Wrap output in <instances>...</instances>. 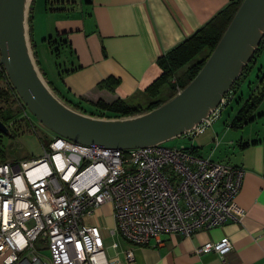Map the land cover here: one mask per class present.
Instances as JSON below:
<instances>
[{"label": "crops", "instance_id": "obj_1", "mask_svg": "<svg viewBox=\"0 0 264 264\" xmlns=\"http://www.w3.org/2000/svg\"><path fill=\"white\" fill-rule=\"evenodd\" d=\"M33 1L29 3L27 40L55 96L80 113L91 115L89 111L96 109L112 118L120 112L111 108L118 101L144 108L154 100L145 89L161 74L158 58L229 2L45 0L42 11L32 10ZM36 3L41 5L39 1ZM55 36H59L60 41L56 46L57 57L48 45V39ZM234 93L236 91H230L225 105L233 98L236 106L231 107L226 116L225 108L222 109L212 126L183 145L194 147L199 155L212 161L245 170L236 197L245 216L241 221L227 220L191 235L163 233L140 246L115 235L112 241L118 242L116 252L122 259L120 251L132 249L133 252V260H123V264H264V98L252 110L244 111L243 103L251 92L238 98ZM171 96L170 86L164 84L156 98L167 100ZM73 104L86 110L75 108ZM177 137L187 139L183 134ZM103 210L112 217L111 205L104 203L87 218L88 222L101 225L99 216ZM223 237L232 245L225 255L196 253L199 245L217 242ZM111 243L108 256L114 255ZM0 264H3L1 257Z\"/></svg>", "mask_w": 264, "mask_h": 264}, {"label": "built area", "instance_id": "obj_2", "mask_svg": "<svg viewBox=\"0 0 264 264\" xmlns=\"http://www.w3.org/2000/svg\"><path fill=\"white\" fill-rule=\"evenodd\" d=\"M230 91L183 135L192 139L212 126ZM42 148L36 157L0 161L3 264L132 261V249L119 256L117 241L108 256L102 226L87 220L104 203L115 219L109 235L139 246L163 233L191 235L227 220L241 221L246 213L236 201L245 170L193 153L187 145L116 149L54 133ZM231 247L223 237L195 251L223 256Z\"/></svg>", "mask_w": 264, "mask_h": 264}, {"label": "water", "instance_id": "obj_3", "mask_svg": "<svg viewBox=\"0 0 264 264\" xmlns=\"http://www.w3.org/2000/svg\"><path fill=\"white\" fill-rule=\"evenodd\" d=\"M264 36V0H242L200 70L158 107L128 118H99L63 103L41 79L30 55L25 0H0V66L30 113L72 141L126 149L180 136L215 108ZM0 119V134H8Z\"/></svg>", "mask_w": 264, "mask_h": 264}, {"label": "trees", "instance_id": "obj_4", "mask_svg": "<svg viewBox=\"0 0 264 264\" xmlns=\"http://www.w3.org/2000/svg\"><path fill=\"white\" fill-rule=\"evenodd\" d=\"M242 0H229V2L221 8L212 18H210L207 22L201 25L195 32L186 37L180 43L175 45L172 49H170L166 54L160 56L157 60L159 67L161 68V74L151 82L145 89V92L151 97L152 100L146 107H137V106H127L123 102L118 101L116 105H113L111 108L115 109L118 112L115 118H120V116H129L134 114H143L146 113L160 104L169 100L172 96L176 94L175 90V82L180 85L181 89L186 86L189 81H191L197 72L200 70L202 65L205 63L207 57L211 53V51L216 46L220 37L222 36L224 30L226 29L228 23L233 17L235 11L239 7ZM30 18V17H29ZM52 39V38H51ZM57 43L59 45L60 41H54L50 39L48 40L50 49H53V53L55 51L56 57L58 56V49L53 47L52 45ZM264 45V36L261 39L260 43L256 47L252 58L249 60L247 64H245L242 68V71L231 87H236L239 80L247 73L250 68V65L253 61H255V57L261 48ZM205 54V56H203ZM186 67L184 70L183 68ZM184 70L182 75L176 76L178 72ZM175 77V79H174ZM255 88L251 89V94L245 100L243 110L250 111L254 108V106L264 98V68H258ZM174 82H173V81ZM3 82V83H2ZM3 84V85H2ZM167 84L174 90L172 96L167 100H161L156 98L160 94V88L162 85ZM257 90L255 93H253ZM8 93H12L16 95L14 88L12 87L3 66H0V101H3ZM18 96V95H17ZM75 108H80L86 110L84 107H80L77 104H73ZM107 108V107H105ZM109 108V107H108ZM110 109V108H109ZM92 116L96 117H105L112 118L111 115L105 113L101 110L92 109L89 111ZM13 118L12 111L8 108L0 107V119L7 125L9 121ZM237 121H240L237 119ZM8 135V134H7ZM11 138H14L15 133H10L8 135ZM191 147V151L193 153L198 154L194 147ZM1 153V150H0ZM199 155V154H198ZM3 161V160H2Z\"/></svg>", "mask_w": 264, "mask_h": 264}, {"label": "rangeland", "instance_id": "obj_5", "mask_svg": "<svg viewBox=\"0 0 264 264\" xmlns=\"http://www.w3.org/2000/svg\"><path fill=\"white\" fill-rule=\"evenodd\" d=\"M37 1H39V4L41 5L38 6V3H36ZM49 3L50 2H48V5ZM45 4H46L45 0H34L32 4V10L35 8L36 10L42 9L43 11L45 9ZM29 10H30V5L28 3L26 7V26H27ZM37 13L39 12L37 11ZM48 36L46 38H48ZM49 39L50 41L51 40L57 41L59 39V36H55L52 39L51 38ZM52 46L56 47L57 43L55 42V44H53ZM29 51L39 76L44 81V83H46L48 88L52 91L51 87L48 84L49 79L46 72L42 67H40L41 69L38 67L32 51L30 49ZM54 55H55V51H54ZM203 56H205V54H203ZM186 67L187 66H185L183 69L185 70ZM258 68H264V45L256 55L255 61L251 63L247 73L239 80L237 86L232 88L231 90L232 92L236 91V93H234L233 96L236 94V98H238L241 94H243L244 96L249 95V92H251V89H253L255 86V82H256L255 77L257 76ZM184 70L182 72H178L176 76L182 75L181 73H183ZM174 85H175V90L178 92V89L179 88L181 89L180 85L178 84V82L177 83L175 82ZM170 89H171V93L173 94L174 90L172 88ZM230 102H231L230 104H227L224 107H222V109L225 108L223 111L225 113L224 114L225 116L227 113L230 112L231 107L236 106L235 99L232 98ZM0 107L8 108L12 111L13 118L11 119V121L7 123V126L9 128L8 135L12 132L15 133L16 135L14 138H11L7 134H0V150H1L0 161L20 160L23 158H31L41 155L43 151L42 144L47 145L49 140L52 138L54 132L51 131L49 128L45 127L30 113V111L25 107V105L23 104L21 99L17 96V94L13 95L12 93H8L5 99L3 101H0ZM135 116H137V114L125 116L124 118L135 117ZM192 140L193 138L190 140L188 138L182 140L179 139L178 137H175L163 142V145L168 147H181L184 146L183 144L185 142L191 143ZM101 214L102 215L99 216V223L102 225L103 228V234L106 239L105 240L106 251L107 254L109 255L108 247L111 241L113 240V237L109 235V230L114 228L115 219L114 216L112 215L111 217V214L106 210L105 211L103 210ZM46 253L49 254L50 253L49 250H47Z\"/></svg>", "mask_w": 264, "mask_h": 264}, {"label": "bare ground", "instance_id": "obj_6", "mask_svg": "<svg viewBox=\"0 0 264 264\" xmlns=\"http://www.w3.org/2000/svg\"><path fill=\"white\" fill-rule=\"evenodd\" d=\"M30 1H31V0H25V9H26L28 3H30Z\"/></svg>", "mask_w": 264, "mask_h": 264}]
</instances>
